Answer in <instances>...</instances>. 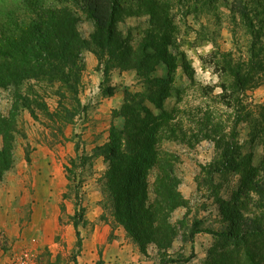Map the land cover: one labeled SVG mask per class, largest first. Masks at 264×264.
<instances>
[{"label": "rangeland", "instance_id": "374dc122", "mask_svg": "<svg viewBox=\"0 0 264 264\" xmlns=\"http://www.w3.org/2000/svg\"><path fill=\"white\" fill-rule=\"evenodd\" d=\"M118 1L124 9L137 14L118 24L123 33L129 28H137L140 34L150 30L151 17L144 6L149 0ZM151 1L163 5L162 19L171 40L168 50L176 62L171 96L165 100V108L173 112L176 138L165 134L160 147L179 158V188L188 200L195 202L188 217L192 219L196 214L203 216L202 206L197 203L209 198L210 191L201 181V166L214 158V142L222 146L227 143L229 148L240 144L243 154L253 155L254 164L260 169L258 181L264 187V0ZM239 3L246 7L247 18L241 15L243 9L236 6ZM64 4L72 6L68 0H0V26L11 27L8 17L34 18L43 9ZM86 25L81 27L86 29ZM254 45L257 56L251 63L250 49ZM241 64L251 76L248 87L243 89L230 71ZM156 76L168 78L165 64L158 66ZM119 84L122 102L126 90L135 93L144 88L136 74L129 77L126 85ZM48 97L52 108L47 106L54 111L59 99L46 95L45 101ZM98 97L94 96V104H81L84 110L73 124L60 128L52 125V129L47 117L37 109L38 120L28 111L19 113L14 162L0 181V264H113L111 260L120 249L124 251L121 264H130V253L134 252L142 258L140 264H161L166 260L161 256L163 252L153 246L142 253L113 221L108 209L103 208L106 200L102 178L107 165L102 156H91L98 145L108 140L109 128L122 119L113 116L111 106L116 99L110 101L105 96L99 102ZM2 101L0 116H7L3 115L8 107L4 96ZM63 102L70 108L69 98ZM95 104L97 110L92 106ZM99 108L105 113L100 114ZM178 129L186 137L179 136ZM72 159L76 160L73 166ZM234 183L236 180L232 179L231 188ZM223 192L228 197V191ZM247 197L248 212H257L261 199L256 192H248ZM211 205L215 206L213 201ZM78 210L83 221L76 229ZM178 214H174V223L179 220ZM184 228L185 224L178 227V237L168 251L172 258L191 253L190 243L182 241ZM121 239L123 242L117 244ZM204 241V237H197L195 257L185 264H202L210 246H202Z\"/></svg>", "mask_w": 264, "mask_h": 264}, {"label": "trees", "instance_id": "16d2710c", "mask_svg": "<svg viewBox=\"0 0 264 264\" xmlns=\"http://www.w3.org/2000/svg\"><path fill=\"white\" fill-rule=\"evenodd\" d=\"M68 1L72 6L46 8L34 18L15 15L8 17L10 28L0 26V89L12 90L13 97L7 116H0V181L14 162L18 116L23 108L35 120H38L36 109L39 110L50 126L58 128L73 123L78 113L83 112L78 97L84 71L82 54L90 51L104 68L100 83L104 96L114 94L109 75L115 69L133 71L144 84L142 92L125 91V101L113 111L115 118L122 119L121 128L112 125L107 142L98 145L91 156H102L107 165L102 178L106 200L103 208L108 209L113 221L142 253L149 246L162 251L166 260L161 264L191 261L195 257L194 239L200 233L212 237L202 264H264V187L258 181L260 169L254 164L253 155L243 154L240 144L229 148L227 143L222 146L214 142V158L201 166V181L207 185L209 197L220 213L217 225L207 219H189V214L175 223L172 221L173 213L188 202L179 189L181 179L176 172L179 158L160 147L165 134L176 138L173 112L165 108V100L171 96L176 62L168 50L171 40L162 19L163 5L145 2L151 28L140 34L137 28H129L125 33L119 29V23L137 14L124 9L118 0ZM236 6L243 9L241 15L247 18L246 7L241 3ZM83 20L93 26L88 38L78 29ZM249 23L251 27L252 22ZM133 31L138 38L133 37ZM250 56L252 63L257 56L256 45L251 47ZM162 63L167 66L168 78L156 76ZM243 65L230 68L242 89L248 87L251 77ZM50 93L59 99L54 111L49 110L45 101ZM67 98L71 101L70 108L63 102ZM177 132L186 137L179 129ZM71 163L73 166L76 160ZM232 179L236 184L231 188ZM225 190L228 197L223 195ZM248 192H256L261 199L255 213L248 212ZM78 211L76 229L83 221V214ZM102 219L108 221L106 217ZM184 224L186 235L182 241L191 243V253L172 258L168 251L178 237V227Z\"/></svg>", "mask_w": 264, "mask_h": 264}, {"label": "crops", "instance_id": "0c3cea01", "mask_svg": "<svg viewBox=\"0 0 264 264\" xmlns=\"http://www.w3.org/2000/svg\"><path fill=\"white\" fill-rule=\"evenodd\" d=\"M84 23L88 24V25H86V29H83L81 27L82 25H84ZM78 29L84 37L88 38L89 35L91 34L92 30H93V26L90 22L83 20L80 22ZM82 57H83V62H84V71L82 72L81 84H80V90H79L78 97H79L80 103L82 105L94 104L95 103V100H93L94 96H96V98H97L98 94H99V97H98L99 102L101 100H103V98L105 97L104 95H100V94H102L100 92L101 91L100 90V83L104 79V68L101 64H99L97 57L92 52L86 51L82 54ZM87 75L89 78L87 77ZM129 75H131V76H129ZM134 75H135L134 72H131L129 74V73H127V71H120L118 69L112 70L110 72V75H109L110 86L114 87L115 90H114V94L112 96H106V97H109L110 101H113V99H116V103H114V105L111 106L112 110L119 109V107L121 106V103H122L121 96L119 97V93H118L119 89L122 88V86H120L118 88L117 87L118 83L126 85L127 81H129V77L134 78ZM86 79L88 80V83H86ZM89 79H91V80H89ZM89 82H91V83H89ZM0 90H1L0 91V102L1 103L3 102L2 97L4 96V103L8 106L7 112L5 114H3V115H6V114H8V112L11 108V105L13 103L12 90H10V89H7V90L6 89H0ZM48 96H53V95H48ZM50 98L51 97H48L46 99V101L48 103L47 105H49V107L52 108L50 106L49 101H48V100H51ZM92 106H95V109L97 110L98 107L96 108V104L92 105ZM98 110H99L100 114L105 113V111H103L101 108H99ZM112 110H110V112ZM27 111H28L27 109L23 108L20 113H25ZM0 112H2V111L0 110ZM82 115H84V114H82ZM83 117H81L82 120H83ZM120 124L122 125V121L118 120L117 121V127H119ZM105 142H107V140ZM212 146H213V151H214V154L212 156V158H213L215 155V147H214V144H212ZM254 159H253V161H254ZM211 161H212V159H211ZM179 189H180L181 194L185 198V200L188 202V205L186 207L178 208L173 213L172 219H174L175 213H179L178 219L183 218L186 214L192 215V210L194 209L192 206L194 205L195 202H192V200L191 201L188 200V198L186 196H184L183 190L181 188H179ZM99 199L100 198L97 197V200H99ZM212 201H213L212 197H209V198H203L201 200V204H198L199 203L198 202L197 205H200L203 207V208L201 207V209L204 211L203 216L202 215L198 216V214H196V217L195 216L194 217L198 218V219H203V220L207 219V220H209L210 223H212L214 226H216L217 222H215V221L217 219L218 220L220 219V213H219L218 208L215 207L216 204H215V206L211 205ZM197 212L199 213L198 209H197ZM197 237H199V238L204 237L205 241L203 243H201L202 246L206 245V244L211 245V243H212V237L210 235H208L206 233H200V234H197L195 236L194 248L196 247L195 246V244H196L195 240L197 239ZM120 242H123V239L118 240L117 244ZM190 245H191V243H190ZM122 254H124V251H122L121 249H120V251H118L117 256H115V254H114V256L111 260V261H113V264H121ZM131 258H132V261L130 264H140L143 261L142 258L140 256H138L137 252L130 253V259ZM107 262H108V260H107Z\"/></svg>", "mask_w": 264, "mask_h": 264}]
</instances>
